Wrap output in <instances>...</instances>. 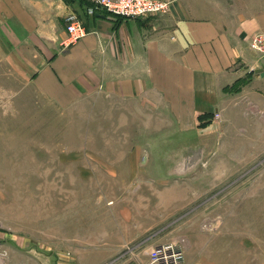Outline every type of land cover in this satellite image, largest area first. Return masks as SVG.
Wrapping results in <instances>:
<instances>
[{
    "label": "rangeland",
    "instance_id": "rangeland-1",
    "mask_svg": "<svg viewBox=\"0 0 264 264\" xmlns=\"http://www.w3.org/2000/svg\"><path fill=\"white\" fill-rule=\"evenodd\" d=\"M10 100H0V245L14 238L45 264H136L168 242L182 262L264 264V150L215 144L187 155L194 166L168 167L164 151L131 149V138L123 150L114 107L97 96Z\"/></svg>",
    "mask_w": 264,
    "mask_h": 264
},
{
    "label": "crops",
    "instance_id": "crops-1",
    "mask_svg": "<svg viewBox=\"0 0 264 264\" xmlns=\"http://www.w3.org/2000/svg\"><path fill=\"white\" fill-rule=\"evenodd\" d=\"M169 1L165 14L124 19L88 15L90 0H0V100L97 96L107 112L114 107L122 149L131 138L139 143L131 149L164 151L157 163L168 167L194 166L187 155L215 144L264 150V55L250 47L264 32V0ZM73 12L88 34L71 43ZM9 239L0 264H45ZM185 257L181 264L198 262Z\"/></svg>",
    "mask_w": 264,
    "mask_h": 264
},
{
    "label": "built area",
    "instance_id": "built-area-1",
    "mask_svg": "<svg viewBox=\"0 0 264 264\" xmlns=\"http://www.w3.org/2000/svg\"><path fill=\"white\" fill-rule=\"evenodd\" d=\"M87 7L88 15H111L121 18H139L153 14H165L170 10L169 0H90ZM66 30L70 42H76L88 34L83 21L76 13H69L66 17ZM250 47L264 55V32L254 34ZM219 117V114H215ZM183 250L175 243H163L153 247L145 263L136 264H181Z\"/></svg>",
    "mask_w": 264,
    "mask_h": 264
},
{
    "label": "water",
    "instance_id": "water-1",
    "mask_svg": "<svg viewBox=\"0 0 264 264\" xmlns=\"http://www.w3.org/2000/svg\"><path fill=\"white\" fill-rule=\"evenodd\" d=\"M261 69H259L258 71H260Z\"/></svg>",
    "mask_w": 264,
    "mask_h": 264
},
{
    "label": "trees",
    "instance_id": "trees-1",
    "mask_svg": "<svg viewBox=\"0 0 264 264\" xmlns=\"http://www.w3.org/2000/svg\"><path fill=\"white\" fill-rule=\"evenodd\" d=\"M90 5V4H89ZM105 15H107V14H105Z\"/></svg>",
    "mask_w": 264,
    "mask_h": 264
}]
</instances>
